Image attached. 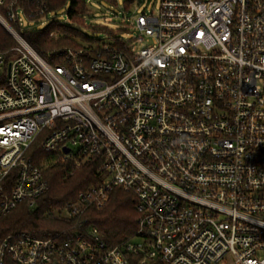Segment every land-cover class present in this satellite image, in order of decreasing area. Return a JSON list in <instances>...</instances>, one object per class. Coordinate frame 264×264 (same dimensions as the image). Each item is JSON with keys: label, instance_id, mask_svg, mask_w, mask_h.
I'll list each match as a JSON object with an SVG mask.
<instances>
[{"label": "built area", "instance_id": "built-area-1", "mask_svg": "<svg viewBox=\"0 0 264 264\" xmlns=\"http://www.w3.org/2000/svg\"><path fill=\"white\" fill-rule=\"evenodd\" d=\"M48 3L0 0L14 41L0 50V219L49 191L28 155L40 140L105 175L68 218L122 189L143 241L108 247L82 221L49 240L6 236L0 264H264V0H162L123 50L40 55L24 34L57 21Z\"/></svg>", "mask_w": 264, "mask_h": 264}, {"label": "trees", "instance_id": "trees-1", "mask_svg": "<svg viewBox=\"0 0 264 264\" xmlns=\"http://www.w3.org/2000/svg\"><path fill=\"white\" fill-rule=\"evenodd\" d=\"M48 4L49 11L53 13L69 5L67 14L70 23L65 25L55 21L46 29L24 34L29 44L40 55L66 48L76 49L86 43L100 47L104 41L96 37L95 33L112 37L113 45L120 50L125 49L131 42L116 36L125 31L122 28L114 31L100 21L91 24L98 27L96 31L88 27V22H93L86 18L89 14L88 0H49ZM54 30H61L63 38L56 41L50 37ZM13 44L10 35L0 25V50L5 51ZM43 150L42 143L38 140L32 145L28 155L48 180L49 191L39 199L35 208L23 203L10 215L0 219V241L8 235L20 232L49 240L61 232L77 227V223L82 221L86 222L87 226H95L100 232L101 240L108 247L130 241L139 226L134 195L116 188L109 192L107 204L103 209L88 208L81 218L63 216L62 212H65L67 206L76 203L80 192L102 183L105 175L100 172L98 161L88 160L82 167L76 168L72 162H64L59 153L47 154Z\"/></svg>", "mask_w": 264, "mask_h": 264}, {"label": "rangeland", "instance_id": "rangeland-1", "mask_svg": "<svg viewBox=\"0 0 264 264\" xmlns=\"http://www.w3.org/2000/svg\"><path fill=\"white\" fill-rule=\"evenodd\" d=\"M126 1H129V3H126ZM161 1L162 0H114V2H111L107 0H88L89 14L86 15V18L89 21H93L88 22V27L96 31L98 27H94V25L91 24L99 23L97 21H100L102 23H106V25H108L114 31L119 30L120 28L124 29V32H120L116 35L117 37H120L124 40H131L136 37H140V32L137 30L136 27L132 26L131 22H134L138 16H141L143 14L149 16L153 14L154 16H156L158 14ZM68 10L69 5L51 15L50 18H55L61 24L69 25L70 22L67 14ZM31 26L32 27L28 26V21L25 19L24 28L29 27L33 30H42L45 28L42 26ZM61 32V30L52 31V33H54V39H56V41L60 38H63V34ZM89 33L93 35L91 31ZM95 36L102 39V41L104 42L110 44L114 43V39L112 37L108 35H103V33H95ZM152 44V39L145 38L143 42L136 44V49L141 50L145 47H149ZM106 204L104 205V207L106 206ZM62 215L66 216V211L62 212ZM142 241L143 240L141 238H133L134 243L141 244Z\"/></svg>", "mask_w": 264, "mask_h": 264}, {"label": "water", "instance_id": "water-1", "mask_svg": "<svg viewBox=\"0 0 264 264\" xmlns=\"http://www.w3.org/2000/svg\"><path fill=\"white\" fill-rule=\"evenodd\" d=\"M65 152H66V153H68V152H69V150H67V149H66V151H65Z\"/></svg>", "mask_w": 264, "mask_h": 264}]
</instances>
